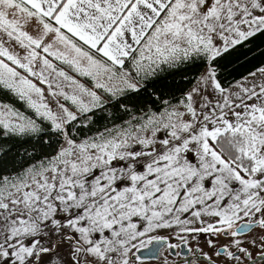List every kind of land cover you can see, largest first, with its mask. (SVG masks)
I'll return each instance as SVG.
<instances>
[{"label":"snow or ice","instance_id":"obj_1","mask_svg":"<svg viewBox=\"0 0 264 264\" xmlns=\"http://www.w3.org/2000/svg\"><path fill=\"white\" fill-rule=\"evenodd\" d=\"M0 264H264V0H0Z\"/></svg>","mask_w":264,"mask_h":264}]
</instances>
